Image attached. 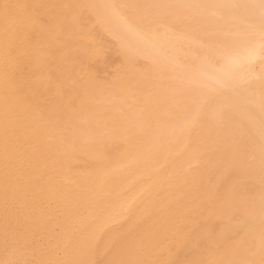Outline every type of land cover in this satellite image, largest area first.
Returning <instances> with one entry per match:
<instances>
[{
  "label": "bare ground",
  "instance_id": "bare-ground-1",
  "mask_svg": "<svg viewBox=\"0 0 264 264\" xmlns=\"http://www.w3.org/2000/svg\"><path fill=\"white\" fill-rule=\"evenodd\" d=\"M0 264H264V0H0Z\"/></svg>",
  "mask_w": 264,
  "mask_h": 264
}]
</instances>
